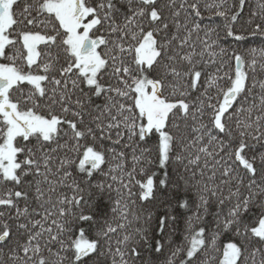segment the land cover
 Segmentation results:
<instances>
[{
    "label": "snow or ice",
    "instance_id": "6c2138e0",
    "mask_svg": "<svg viewBox=\"0 0 264 264\" xmlns=\"http://www.w3.org/2000/svg\"><path fill=\"white\" fill-rule=\"evenodd\" d=\"M0 264H264V0H0Z\"/></svg>",
    "mask_w": 264,
    "mask_h": 264
}]
</instances>
